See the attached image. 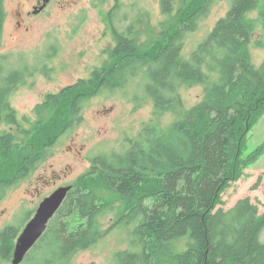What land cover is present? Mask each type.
I'll return each mask as SVG.
<instances>
[{
	"label": "trees",
	"instance_id": "16d2710c",
	"mask_svg": "<svg viewBox=\"0 0 264 264\" xmlns=\"http://www.w3.org/2000/svg\"><path fill=\"white\" fill-rule=\"evenodd\" d=\"M179 1L184 5L175 8ZM211 1L161 0L162 13L174 12L177 24L153 52H141L134 32H117L108 13L104 20L114 41L108 62L89 78L46 95L35 111L53 114L30 129L23 126L25 117L12 108L10 97L37 72L47 75L49 70L46 65L36 69L24 64L8 71L6 56H0V159L8 163L0 169V188L9 190L48 159L54 142L79 120L87 99L104 89H122L139 72L147 79L144 89L154 117L183 110L166 132L158 118H152L135 138L126 140L121 152L92 160L30 250V264H67L72 253L98 242L97 217L103 205L94 182L121 197L117 227H132L128 248L114 254L116 264H264V212L258 215L248 198L228 211H215L223 191L263 154L264 143L248 157L241 156L251 118L264 110V60L255 67L249 53L257 24L264 33V0H232L186 59L181 54L185 35ZM251 12H256L255 19L248 17ZM5 17L0 0V40ZM185 84L204 88L202 101L189 109H182L179 93ZM17 134L28 138L27 155L13 153ZM18 232L10 227L1 232L2 260L9 258Z\"/></svg>",
	"mask_w": 264,
	"mask_h": 264
},
{
	"label": "rangeland",
	"instance_id": "374dc122",
	"mask_svg": "<svg viewBox=\"0 0 264 264\" xmlns=\"http://www.w3.org/2000/svg\"><path fill=\"white\" fill-rule=\"evenodd\" d=\"M160 1L50 0L43 6L42 1L38 4L37 0H4L6 17L0 40V56L7 58L5 69L9 71L26 64L36 69L46 65L49 70L47 75L42 70L37 72L10 97L12 108L19 116L25 117L23 126L28 129L41 117L47 119L53 114V111H47L45 115L35 111L46 95H56L65 87L76 84L79 79L89 78L91 71L108 62L109 52L114 46L104 20L108 13L112 12V24L117 32H134L136 45L141 52H153L155 47L164 44L177 22L174 12L169 15L162 13ZM231 2L211 1L205 14L195 22L193 30L185 35L181 47L184 58H189L197 45L207 37L215 23L226 14ZM183 5L179 1L175 8ZM41 6L43 8L39 10ZM248 17L255 19L256 12L249 13ZM249 53L251 63L259 67L264 60V33L258 24L251 35ZM146 83L142 71L129 78L122 89H104L87 99L82 104L80 117L76 118L79 120H75L71 125L73 127L54 142L48 151V159L9 190L0 188V234L6 227L18 230L19 235L13 238V245L16 246V238H19L28 222L30 212L38 209L43 200L57 189L70 187L71 190L78 177L89 170L94 158L121 152L126 140L135 138L143 124L152 118H158L162 131L171 128L182 116L183 110L154 117L152 102L144 89ZM179 93L182 109H189L202 101L204 88L185 84L180 87ZM251 120L252 127L241 149L244 158L264 143V110ZM5 129L12 131L11 126ZM15 137L13 153L16 156L21 152L27 155L28 138L25 140L26 137L20 134ZM18 158L14 160L18 161ZM7 164L0 159V169ZM92 187L103 205L97 217L101 237L87 250L72 253L67 264H116L114 254L128 248L127 236L132 227L127 230L117 227V216L123 210L121 197L99 183H92ZM246 198L257 208L258 215L264 212V149L263 154L246 166L241 178L223 191L221 206L215 211H228ZM62 203L48 220L46 229ZM260 241L264 242V229ZM23 260L21 264H30L29 258L26 262ZM0 264L8 263L0 260Z\"/></svg>",
	"mask_w": 264,
	"mask_h": 264
},
{
	"label": "water",
	"instance_id": "95a60500",
	"mask_svg": "<svg viewBox=\"0 0 264 264\" xmlns=\"http://www.w3.org/2000/svg\"><path fill=\"white\" fill-rule=\"evenodd\" d=\"M41 1L43 6H45L50 0ZM43 6H41L39 10H41ZM69 190L70 187L59 188L39 205L34 217L25 225L17 239L12 264L21 263L25 254L36 244L44 233L48 220L61 205Z\"/></svg>",
	"mask_w": 264,
	"mask_h": 264
},
{
	"label": "flooded vegetation",
	"instance_id": "af4514ba",
	"mask_svg": "<svg viewBox=\"0 0 264 264\" xmlns=\"http://www.w3.org/2000/svg\"><path fill=\"white\" fill-rule=\"evenodd\" d=\"M41 0H37V3L38 4H41V2H40ZM40 2V3H39ZM36 210L37 209H34V210H32L30 213H31V216H30V218L28 219V222L34 217V215H35V213H36ZM117 221H118V218H117ZM27 222V223H28ZM26 223V224H27ZM21 234V233H20ZM17 239L18 238H16V242H17ZM16 244V243H15ZM13 247H15L14 245L12 246V249H11V251H9V258L7 259V260H2V258H4L2 255L3 254H5V252H2V253H0V260L2 261V263H8V264H12V259H13V254H14V252H13V250H15V248H13ZM0 249H2V243H1V241H0ZM2 254V255H1ZM30 255V251H28L26 254H25V258H24V260H23V262H26L25 260H27V258H28V256ZM21 264V263H20Z\"/></svg>",
	"mask_w": 264,
	"mask_h": 264
}]
</instances>
